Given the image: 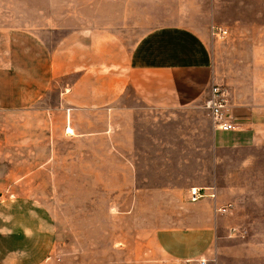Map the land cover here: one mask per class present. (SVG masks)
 <instances>
[{"label":"crops","instance_id":"0c3cea01","mask_svg":"<svg viewBox=\"0 0 264 264\" xmlns=\"http://www.w3.org/2000/svg\"><path fill=\"white\" fill-rule=\"evenodd\" d=\"M5 5L18 7L22 15L12 38L73 40L63 41L43 62L47 79L41 80L60 84L58 103L47 111L62 121L71 139L105 140L104 145L75 144L84 150L77 167L92 181L108 182L112 198L124 189L136 199L148 195V189L137 185L140 113L160 120L181 108L202 105L206 110L215 84L228 91L237 127L215 130V150L264 153L262 39H240L243 49L236 62L229 57L230 48L217 54L205 41L210 27L200 24L212 23L213 11L212 17L199 19L198 0H159L158 12H151L149 0H12ZM69 77L75 79L61 85ZM42 89L31 85L21 101H37ZM168 161L159 159L157 167ZM238 163L264 167L256 156ZM259 172L243 180L264 183V168ZM175 177L186 181L184 172ZM193 188L208 189L215 198L192 203L187 190L174 206L172 187L158 189L165 214L179 216L159 229L162 258L188 264H264V191L245 187L230 194L210 181L196 182ZM229 206L227 213L215 211Z\"/></svg>","mask_w":264,"mask_h":264},{"label":"rangeland","instance_id":"374dc122","mask_svg":"<svg viewBox=\"0 0 264 264\" xmlns=\"http://www.w3.org/2000/svg\"><path fill=\"white\" fill-rule=\"evenodd\" d=\"M158 2L149 0L151 12H158ZM6 3L12 0H0V264H188L162 258L159 229L179 216L165 214L158 189L172 187L174 206L196 182L210 181L230 194L245 187L264 191V183L243 180L264 167L238 165L254 156L261 164L264 153L215 150L213 121L198 105L175 110L174 116L167 112L160 120L140 113L137 185L148 195L136 199L124 189L112 198L108 182L92 181L77 167L84 150L75 144L105 140H73L47 111L58 103L60 84L41 80L47 76L43 62L63 41L73 40L12 38L22 15ZM195 14L212 17L213 24H200L210 27L205 41L217 54L230 48L236 62L242 38L251 43L261 38L258 45L264 48V0H213V5L198 0ZM214 24L229 32L227 38L211 36ZM31 85L44 87L41 95L32 103L21 101ZM163 158L170 161L157 167ZM182 172L186 181L175 177Z\"/></svg>","mask_w":264,"mask_h":264},{"label":"built area","instance_id":"2783aa9c","mask_svg":"<svg viewBox=\"0 0 264 264\" xmlns=\"http://www.w3.org/2000/svg\"><path fill=\"white\" fill-rule=\"evenodd\" d=\"M229 32L220 27L212 26L211 36L215 39L227 38ZM230 96L228 91L221 85H214L212 87V94L210 100L206 103V110L209 113L214 128L221 132H231L237 130L235 125V119L230 113ZM208 189L193 188L190 191V200L192 203H196L204 198H215V194H207ZM230 206L227 208L216 209V212L227 213ZM202 264H205L203 262Z\"/></svg>","mask_w":264,"mask_h":264},{"label":"bare ground","instance_id":"6f19581e","mask_svg":"<svg viewBox=\"0 0 264 264\" xmlns=\"http://www.w3.org/2000/svg\"><path fill=\"white\" fill-rule=\"evenodd\" d=\"M70 130V129H69Z\"/></svg>","mask_w":264,"mask_h":264}]
</instances>
